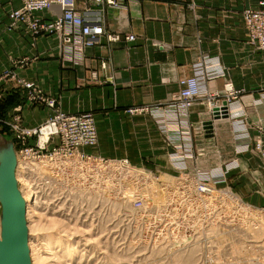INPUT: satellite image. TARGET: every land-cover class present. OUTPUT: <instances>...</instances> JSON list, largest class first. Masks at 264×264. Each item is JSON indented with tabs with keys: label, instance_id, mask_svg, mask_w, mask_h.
<instances>
[{
	"label": "crops",
	"instance_id": "obj_1",
	"mask_svg": "<svg viewBox=\"0 0 264 264\" xmlns=\"http://www.w3.org/2000/svg\"><path fill=\"white\" fill-rule=\"evenodd\" d=\"M21 3L0 0V73L12 70L16 76L0 83V121L5 129L16 117L23 126L35 128L55 110L88 111L95 118L98 145L84 147L86 153L129 156L132 162H144L155 171L165 167L174 151L181 152L180 146L187 144L188 149L192 141L189 151L194 157L187 161L188 172L223 168L232 160L239 167L226 172V178L246 201L264 206L256 193L259 186L248 180L250 173L262 175V162L250 152H237L246 143L238 140L243 127L252 143L258 135L252 126L259 120L264 124V51L248 43L242 17L248 8L264 10V0H116V6L106 0H75L78 11L89 8L99 13L105 31L135 36L133 41L117 43L102 39L83 49L78 62L66 56L57 37H33L21 23L9 26V13ZM35 15L47 20L54 16L47 10ZM217 70L221 73L216 74ZM196 74L203 95L186 114L169 107L183 87L181 81ZM18 80L54 98L55 108L28 104L29 90ZM227 84L239 96L230 103L225 100ZM215 93L219 96L213 107L208 94ZM196 124L209 125L213 131L193 133L189 141ZM136 126L149 129L143 138L152 147L146 155L133 158L128 154L132 140L126 137ZM100 127L111 129L110 134ZM187 127L192 128L190 133ZM7 131L0 134L8 135ZM261 139L264 143V135ZM113 144L122 146L108 147Z\"/></svg>",
	"mask_w": 264,
	"mask_h": 264
},
{
	"label": "rangeland",
	"instance_id": "obj_2",
	"mask_svg": "<svg viewBox=\"0 0 264 264\" xmlns=\"http://www.w3.org/2000/svg\"><path fill=\"white\" fill-rule=\"evenodd\" d=\"M242 17L248 34V43L258 51H264L251 42L243 14ZM232 101L234 99L226 102ZM134 122L138 124V121ZM261 122L259 120L252 126L258 134L255 140L252 143L251 140H246L247 143L241 152L239 150L237 152H250L261 160L262 175L250 173L248 180L259 186L256 193L264 199V143L261 139L264 135V124ZM3 125L0 121L2 127L0 130H8L7 138L13 142L16 158L15 177L17 188L23 197L22 190L30 189L26 179V173L30 169L27 157L21 156L20 145L13 140V132L9 127L5 129ZM144 126L131 128L132 135L128 133L126 137L128 141L132 140V144L128 145L132 151L128 154L133 158L146 155V150L152 147L144 142L143 136L149 132ZM203 128L207 129L208 133L213 131L210 126ZM243 128L238 134L239 141L242 135L246 139L247 127ZM100 129L104 134L111 132L109 128ZM186 130L190 133L192 128L187 127ZM193 137L192 133L191 138ZM33 143L32 140L31 144ZM57 144L58 142H50L48 149ZM29 145L30 139L25 146ZM97 145L98 141L94 147ZM121 146L122 144L108 145L111 148ZM179 148L181 152L174 151L178 156L174 159L167 158L164 170L160 168L158 171L147 167L144 162V165L137 164L140 161L132 162L129 156L122 157L133 167L141 170L142 177H147L146 181L142 177L134 178L131 183L133 187L141 188L145 192L148 201L145 210H136L127 202L122 204L123 200H119L121 196L119 189L106 183H96L98 180L96 175L85 171L82 175L84 181L79 182V185L74 184L61 190L64 192L62 204L50 207L45 201H41L37 205L35 210L39 212H34L37 214H33L34 220L29 218L32 219V223L29 221V228H33L34 233H39V237L36 236L37 243L40 242L42 233L43 235L50 233L48 226H51L49 220L52 217L61 220L59 222L56 219L57 224L52 225L56 226L60 234L66 236L63 237V242L69 241V244L74 242L71 245L77 255L73 253L71 255L73 257H69L67 262H70L69 264H264V206L257 207L258 205L246 201L241 196L242 193H238L234 183L226 178V172L223 178L198 176L225 171L227 165H232L228 172L239 165L231 160L223 164V168L188 172L187 161L192 160L194 155L192 154V158L184 156L189 153L190 144L188 149L187 144ZM83 149L84 147L81 150L86 153ZM213 156L216 158V153ZM18 161L23 165L21 167L24 178L17 177ZM169 168H173L175 174L171 173ZM161 170L162 172H159ZM201 183L208 185L209 191H202ZM39 245L43 256H48ZM75 249H78L77 252Z\"/></svg>",
	"mask_w": 264,
	"mask_h": 264
},
{
	"label": "built area",
	"instance_id": "obj_3",
	"mask_svg": "<svg viewBox=\"0 0 264 264\" xmlns=\"http://www.w3.org/2000/svg\"><path fill=\"white\" fill-rule=\"evenodd\" d=\"M93 1L102 3L104 0ZM106 2L111 6L117 5L116 0H106ZM44 10L52 12L54 16L47 20L35 15L36 12ZM243 16L251 42L258 48L264 49V11L248 8L243 11ZM9 17L11 28L21 23L24 24L26 32L33 37L37 35L57 37L61 48L67 54L66 56L74 62L81 59L83 49L100 43L102 39L109 43L135 39L132 34L121 35L118 32L105 31L99 13L93 12L89 8L84 12L78 11L75 0H22L21 6L12 10ZM219 73L221 71L217 70L216 74ZM198 75L181 81L183 87L173 97L170 103L172 105L169 107L186 114L195 99L203 95ZM5 80H16L15 73L12 70L1 72L0 83ZM18 82L29 90L28 104H44L55 108L54 98L44 97L32 83L20 80ZM226 86L225 100L237 98L238 91H234L230 84ZM218 96L219 93L208 94L211 106H216ZM9 128L13 132L14 142L20 145L21 156L27 157L30 169L26 175L30 184V197L36 207L41 201H45L50 207L62 204L64 192L61 190L68 186L70 188L74 184L79 185V182L84 181L83 173L89 171L96 175L98 179L96 183H106L117 190L119 189L118 191L121 192L119 200H123L122 204L130 203L136 210L146 209L148 201L145 192L143 189L131 185L132 179H139L143 176L141 170L133 167L127 159L88 155L81 150L85 146L94 147L98 141L95 118L91 112L69 114L55 110L43 124L35 128L23 126L20 118L16 117ZM203 129L202 124H196L193 126L192 133L199 134ZM243 136L241 140H247ZM31 138H34V143H30L29 147H26V143ZM52 141L58 142V144L52 149H48V145ZM175 156H178V153H174L171 157L174 159ZM184 157L192 158V153L189 151ZM231 166L227 165L225 171L220 170L211 172L210 175L199 174L198 176L223 178L224 173ZM142 178L144 181L147 179V177ZM106 187L110 188V186ZM200 189L209 191V186L201 183ZM41 198L44 199L41 200Z\"/></svg>",
	"mask_w": 264,
	"mask_h": 264
},
{
	"label": "water",
	"instance_id": "obj_4",
	"mask_svg": "<svg viewBox=\"0 0 264 264\" xmlns=\"http://www.w3.org/2000/svg\"><path fill=\"white\" fill-rule=\"evenodd\" d=\"M7 136L0 134V264H31L25 201L17 188L13 142Z\"/></svg>",
	"mask_w": 264,
	"mask_h": 264
},
{
	"label": "bare ground",
	"instance_id": "obj_5",
	"mask_svg": "<svg viewBox=\"0 0 264 264\" xmlns=\"http://www.w3.org/2000/svg\"><path fill=\"white\" fill-rule=\"evenodd\" d=\"M21 163L18 161V166H17V170H16V174L17 177H22L24 178V174L22 172V167H21ZM23 166V165H22ZM16 178V177H15ZM21 178V179H22ZM27 179V178H26ZM24 180V179H23ZM17 182V181H16ZM21 182V181H20ZM27 182V181H26ZM29 184V183H28ZM27 184V186H28ZM27 188V187H26ZM24 189V188H23ZM26 190V191H25ZM24 191L22 190V195L24 197V201H25V206H26V218H27V226L29 228V221L31 222V220L33 219L32 217L34 212H39L36 211L35 208H37L35 206L34 201H32V198L30 197V189H25ZM21 194V193H20ZM236 200V199H235ZM77 201V200H76ZM236 203V202H235ZM38 205V204H37ZM44 208V207H43ZM71 208V207H70ZM46 209V208H45ZM52 209V208H51ZM39 210V209H38ZM42 210V209H41ZM51 211V210H50ZM69 211V210H68ZM57 213V212H56ZM37 215V214H34ZM29 218H32L31 220H29ZM57 218H50V224L51 226H48V233L50 231L49 234H45L43 235V233L40 235L42 243H40L41 245H39V243H37L38 241V237H39V233L36 234L34 233V230L32 229H28V239H27V243H28V248H29V255H30V260H31V264H69L68 259L69 257H71V255H73L74 248L72 247L73 245H71L72 243L74 244V242H63L64 238L66 236H63L62 234H60V231H58L56 229V226L54 225L55 223L57 224ZM34 220V219H33ZM41 220V219H40ZM59 222L61 221L60 219L58 220ZM32 223V222H31ZM52 223H54L52 225ZM37 224V223H36ZM35 225V224H34ZM55 228V230L53 229ZM40 229V228H39ZM33 232H32V231ZM57 230V231H56ZM38 235V236H37ZM37 236V238H36ZM40 239V238H39ZM71 239V238H70ZM67 240V239H66ZM65 240V241H66ZM36 242V243H35ZM39 246H41V248L43 247L45 250L44 252L48 253V256H43V252L40 251ZM75 246V245H74ZM77 248V247H75ZM42 250V249H41ZM76 250V249H75ZM78 250V249H77ZM76 250V252H77ZM77 255V253H74ZM73 257V256H72ZM71 257V258H72ZM70 258V259H71ZM182 258V257H181ZM188 258V256H187ZM76 259V258H75ZM74 259V260H75ZM73 260V261H74ZM181 260V259H180ZM180 262V261H179ZM188 262V261H187ZM81 264V263H80Z\"/></svg>",
	"mask_w": 264,
	"mask_h": 264
},
{
	"label": "trees",
	"instance_id": "obj_6",
	"mask_svg": "<svg viewBox=\"0 0 264 264\" xmlns=\"http://www.w3.org/2000/svg\"><path fill=\"white\" fill-rule=\"evenodd\" d=\"M0 132L2 133L3 131L0 130Z\"/></svg>",
	"mask_w": 264,
	"mask_h": 264
}]
</instances>
